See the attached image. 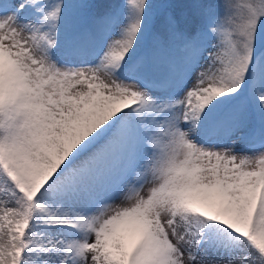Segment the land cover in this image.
I'll list each match as a JSON object with an SVG mask.
<instances>
[{"label": "snow or ice", "instance_id": "obj_1", "mask_svg": "<svg viewBox=\"0 0 264 264\" xmlns=\"http://www.w3.org/2000/svg\"><path fill=\"white\" fill-rule=\"evenodd\" d=\"M0 0V264H264V0Z\"/></svg>", "mask_w": 264, "mask_h": 264}, {"label": "rangeland", "instance_id": "obj_2", "mask_svg": "<svg viewBox=\"0 0 264 264\" xmlns=\"http://www.w3.org/2000/svg\"><path fill=\"white\" fill-rule=\"evenodd\" d=\"M171 3H174L176 5L175 8L170 9V11L174 12L178 18L184 16V15H191V9L186 7L188 3L191 2V0H174V1H169ZM216 2H221V0H216Z\"/></svg>", "mask_w": 264, "mask_h": 264}, {"label": "trees", "instance_id": "obj_3", "mask_svg": "<svg viewBox=\"0 0 264 264\" xmlns=\"http://www.w3.org/2000/svg\"><path fill=\"white\" fill-rule=\"evenodd\" d=\"M169 1H174V0H169Z\"/></svg>", "mask_w": 264, "mask_h": 264}]
</instances>
